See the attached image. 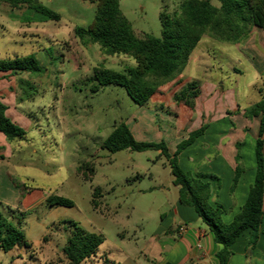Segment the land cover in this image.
I'll use <instances>...</instances> for the list:
<instances>
[{
	"label": "rangeland",
	"instance_id": "1",
	"mask_svg": "<svg viewBox=\"0 0 264 264\" xmlns=\"http://www.w3.org/2000/svg\"><path fill=\"white\" fill-rule=\"evenodd\" d=\"M40 1L59 13L61 21L31 22L39 17L34 11L12 9L7 4L0 7V60L34 56L40 68L39 72L16 75L19 101L28 112L30 124L29 128L18 125L26 132L24 139L12 141L8 151L0 150V211L11 219L12 210L24 208L30 190L64 197L72 200L74 207L62 209L59 217L74 221L86 232L102 235L104 243L97 254L107 257L108 264H135L130 257L144 261L146 256L155 260L146 264H159L175 243L170 234L171 208L178 199V187L172 183L169 162L159 151L112 153L103 144L121 123L147 120L158 132H145L150 141L142 137L143 132L141 139L137 133L134 138L169 146L163 138L157 141L164 129L161 113L168 112L155 109L154 100L144 107L136 105L122 87L107 86L94 93L96 83L90 79L96 67L124 73L127 67L135 66V61L123 55L106 56L98 45L84 43L76 36L78 27L93 23L96 5L83 0ZM181 1L120 0V8L139 37L161 38V13L173 16ZM212 3L219 6L217 0ZM248 41L230 45L204 36L195 55L208 49L216 66H226L237 56L234 49H247ZM256 47L263 49L259 44ZM218 49H226L224 55ZM243 68L242 75L226 77L232 82L238 78L241 85L251 83L254 72L246 61ZM197 72L192 61L187 75L197 78ZM152 111L156 113L151 119ZM170 139L173 145L175 141ZM251 143L247 139L241 150L244 168L250 166L254 154ZM87 163L95 168L92 180L85 179V170L79 172ZM96 189L103 194L98 198V208L93 205ZM220 189L216 194L222 193ZM67 229L66 223L54 225L42 247L36 253L31 250L33 257H26L24 264H65ZM31 240L36 241L35 237Z\"/></svg>",
	"mask_w": 264,
	"mask_h": 264
},
{
	"label": "trees",
	"instance_id": "2",
	"mask_svg": "<svg viewBox=\"0 0 264 264\" xmlns=\"http://www.w3.org/2000/svg\"><path fill=\"white\" fill-rule=\"evenodd\" d=\"M83 1L96 5V14L91 25L75 30L76 36L84 43L98 45L106 56L123 55L135 61V66L127 67L124 73L103 66L96 67L90 79L96 83L93 92L97 93L107 86L122 87L140 107L147 106L160 88L174 82L183 74L192 53L204 36L220 43L235 45L248 41L254 28L264 31V0H217L219 6L214 5L212 0H182L173 16L161 13V38L151 35L139 37L121 11L120 0ZM2 4H7L12 9L36 12L39 17L31 22L45 23L62 19L59 13L46 7L40 0H0V7ZM39 71V63L34 56L0 60V72L17 75L19 72ZM199 93V82L193 81L174 95V102L194 109ZM6 111V106L0 101V133L11 142L24 139L26 132L7 117ZM244 116L248 119L261 117L255 148L257 171L245 204L230 223L223 220L224 207L211 202L213 194L221 187V179L215 175L186 173L178 165L180 154L205 133L206 125L182 141L173 156L164 142H138L125 123L116 126L103 144V147L112 153L123 150H154L167 158L174 177L173 184L179 188V201L185 206L195 208L207 230L212 233L215 243L222 246L217 253L219 264H230L232 247L247 231L251 232V236L246 250L248 253L253 250L263 229L264 97L245 109ZM236 147L237 166L231 195L245 172L241 156L242 144L238 143ZM79 172L84 174L86 180H92L94 165L87 163L80 167ZM102 196V191L96 189L93 200L95 208L100 206L98 198ZM47 204L50 207H74L72 200L56 195L49 196ZM69 228L71 234L63 248L69 263L82 264L96 256L104 243L103 236L88 233L75 222H70ZM17 247L29 249L31 244L19 224L6 218L0 211V251L7 253Z\"/></svg>",
	"mask_w": 264,
	"mask_h": 264
},
{
	"label": "crops",
	"instance_id": "3",
	"mask_svg": "<svg viewBox=\"0 0 264 264\" xmlns=\"http://www.w3.org/2000/svg\"><path fill=\"white\" fill-rule=\"evenodd\" d=\"M256 44L262 45L263 49H258ZM246 48L234 49L237 56L234 58L233 64L228 63L226 66H216L213 63L215 58L208 49L204 50L202 55H195L197 50L195 49L183 74L174 82L160 88L151 98L156 105L155 109H166L168 112V114L161 113L164 119L162 122L164 129L159 134L157 141L162 138L166 140L169 145L167 146L169 153L172 156L177 151V146L188 139L191 133L198 131L204 125L207 126L205 133L180 154L178 165L186 173L215 175L221 179L220 190L222 193L213 194L211 202L212 204L219 203L224 207L223 220L226 223L232 222L235 215L241 211L255 181L257 171L255 148L259 137L261 117L250 120L244 116V111L264 97V31L262 29L254 28L246 43ZM225 50L218 49V52L224 55ZM192 61L197 67V78L187 75L189 63ZM244 61L251 67L255 78L247 85L239 84L238 78H234L235 81L232 82L231 77H226L230 74H232L231 76H234L233 74L242 75ZM18 80L19 77L16 75L0 72V101L6 106V115L11 121L16 125H26L29 128L28 112L24 110L25 107L19 101ZM193 81L199 82L200 91L195 100L194 109L183 103L174 102V95ZM155 113L150 112L151 119ZM127 126L132 134L137 133L138 139H141V132H143L142 137L148 141L150 138L146 136L145 132H158L157 126L153 123L150 124L147 120L129 121ZM170 137L175 141L173 145H170ZM247 139L252 140L251 148L254 150V154L250 158V166L248 167L246 164L245 172L242 174L234 194L231 195L237 166L236 145L242 144L241 150H244ZM6 148L7 151L11 149V141L3 133H0V150ZM241 156L242 163L245 164L243 152ZM48 197L47 193L41 192L39 189L30 190L24 208L12 210L14 214L10 220L19 224L30 242L31 248L17 247L7 253L0 251V264H24L26 257H33L31 250H35L36 253V249H40L43 242L46 241L44 238L46 234L59 222L66 223L69 238L71 234L69 223L74 221L60 218L59 213L66 207H50L47 204ZM171 213L170 234L175 243L170 253L164 256L159 264H219L217 253L222 246L215 243L212 233L207 230L195 208L185 206L179 201V188L178 199L174 201ZM31 234L33 235L31 236ZM250 236L251 232L247 231L232 247L233 255L230 264H264V222L256 247L248 253L246 249ZM31 237H35L36 241L33 242ZM56 241L55 238L53 242ZM40 255L36 254L38 257ZM94 257H96L94 261L93 257L88 259L93 261L91 264L109 263L107 257L98 256V254ZM130 259L135 264H146V261L151 260L155 262L148 256L144 261L141 257H130ZM64 260L65 264H70L66 257Z\"/></svg>",
	"mask_w": 264,
	"mask_h": 264
}]
</instances>
